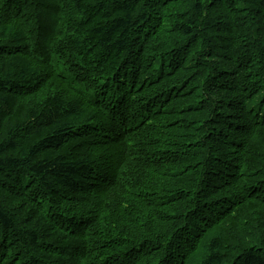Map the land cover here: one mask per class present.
I'll list each match as a JSON object with an SVG mask.
<instances>
[{
    "label": "trees",
    "instance_id": "obj_1",
    "mask_svg": "<svg viewBox=\"0 0 264 264\" xmlns=\"http://www.w3.org/2000/svg\"><path fill=\"white\" fill-rule=\"evenodd\" d=\"M0 264H264V0H0Z\"/></svg>",
    "mask_w": 264,
    "mask_h": 264
},
{
    "label": "rangeland",
    "instance_id": "obj_2",
    "mask_svg": "<svg viewBox=\"0 0 264 264\" xmlns=\"http://www.w3.org/2000/svg\"><path fill=\"white\" fill-rule=\"evenodd\" d=\"M253 220H256V222L251 223ZM260 233L262 232L260 231L259 222L256 218L249 214L245 218L244 224L242 226H239V228L235 227V229L231 232L233 243L235 245H238L241 242H245L243 247H245L246 243H248V248H251V246H249L250 243L252 241H255L256 238L259 237ZM241 252V249H238L236 251H233L232 255L235 257Z\"/></svg>",
    "mask_w": 264,
    "mask_h": 264
},
{
    "label": "bare ground",
    "instance_id": "obj_3",
    "mask_svg": "<svg viewBox=\"0 0 264 264\" xmlns=\"http://www.w3.org/2000/svg\"><path fill=\"white\" fill-rule=\"evenodd\" d=\"M118 210V209H117ZM117 217V216H116ZM119 219V218H118Z\"/></svg>",
    "mask_w": 264,
    "mask_h": 264
}]
</instances>
